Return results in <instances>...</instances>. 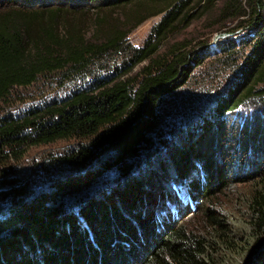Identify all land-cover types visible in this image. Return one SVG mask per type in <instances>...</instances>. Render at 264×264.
<instances>
[{
    "label": "trees",
    "instance_id": "trees-1",
    "mask_svg": "<svg viewBox=\"0 0 264 264\" xmlns=\"http://www.w3.org/2000/svg\"><path fill=\"white\" fill-rule=\"evenodd\" d=\"M58 1L65 3L0 5V105L41 80L73 84L62 97L0 116V166L21 161L27 147L92 141L69 152L67 171L50 178L45 191L27 185L2 196L13 218L0 221V264H234L252 244L246 264H264V168L254 179L237 181L253 184L237 219L215 201L226 189L224 167L200 148L212 123L195 139L184 137L182 146L165 138L163 148L145 155L159 102L191 83L194 66L218 55L237 54L233 64L239 65L215 100V115L256 100L264 109V0ZM158 16L143 46L129 44L134 29ZM203 17L219 32L245 35L221 41L218 52L207 51V39L195 46L169 40ZM142 64L143 78H130ZM254 127L264 135L261 123ZM216 128L217 135L219 120ZM169 152L177 157L171 173L143 190L153 177L146 171L154 173L162 164L157 155ZM198 167L201 180L194 177Z\"/></svg>",
    "mask_w": 264,
    "mask_h": 264
},
{
    "label": "rangeland",
    "instance_id": "rangeland-1",
    "mask_svg": "<svg viewBox=\"0 0 264 264\" xmlns=\"http://www.w3.org/2000/svg\"><path fill=\"white\" fill-rule=\"evenodd\" d=\"M5 1L8 2L9 0H0V5L5 4ZM12 1L22 5L29 3V5L39 4L37 0ZM66 1L70 3L68 0ZM45 2H48L47 4L65 3L59 2L58 0H45ZM220 3L218 2L217 5ZM160 19L161 16L153 17L134 29L129 35V44L135 47L143 46L152 33L153 27ZM207 20L208 18L203 17L200 20H195L189 26L183 25L177 32L170 36L169 40L174 42L186 39L185 41L190 43V46H195L198 42L207 39L208 43L205 45V47L208 48L207 51L218 52L220 50L221 41L230 36L229 31L219 32L217 27L213 26V24L210 23L211 21ZM239 30L236 31H239V35L236 36L235 32H231V36L227 39L237 42L243 39L245 31ZM214 41L217 42L213 43ZM249 48L248 46V52ZM243 50V48H240L239 52ZM192 51L199 53L201 50H197V47H194ZM220 56L221 55H218L217 57L206 60L204 66H194L191 83L168 94L159 102L154 110L153 122L147 131L148 136L145 138L147 142L145 147L147 148L152 145V148L147 150L145 155L146 158H148L152 152L160 147L163 148L165 138L172 139L176 142V146H182V142L185 141L190 134L192 138L195 139V136H198L199 133L202 134V130L199 128L203 127L206 129L208 123H212L211 126L213 130L209 128V135L204 137L205 139L202 141L203 146L201 145L200 148L203 151H210L216 163L218 165L221 164L225 169L224 174L227 177V185L225 186L226 189H224L215 200H219L217 203L218 208H221L223 213L226 212L232 216L235 215L234 218L239 219L244 209L242 199L249 193L253 184L252 181L244 184H240L237 181L247 178L254 179L264 168V147H262L264 146V135L261 134L258 127H254L255 122L257 126H259L260 123L264 126V109L260 100H256L244 104L238 110L230 112L223 111L224 113L215 115V113H218L220 105L218 104L217 106L215 100L217 96H223V91L232 80L239 65V63L238 65L233 64L234 61H236L237 54L231 57ZM116 61L117 59L110 60V63L112 64ZM142 66L143 64L140 65L139 68H136L130 74V78L142 79ZM72 87V83L61 86L60 82L57 80H41L33 87L25 89L19 88L12 92L7 104L2 103L0 105V116L7 112L19 114L31 107L40 106L52 98L64 96L72 90ZM135 88L137 89V87ZM223 101H225L224 97ZM203 113L212 117L214 115V118H204L202 116ZM202 118H204L205 122L200 120ZM222 118L226 120L225 124L222 122ZM208 119L211 120L207 121ZM218 120L220 129H218L217 136L215 134V129H217ZM214 138L215 141L211 143V140ZM91 141L92 139H88L81 143L73 139L58 140L53 143L30 148L27 147L21 161L14 163L9 162L0 166V176H3L1 175L2 170H6L4 173H7L6 177L0 178V199L3 198L2 196H13L14 192H18L27 185L32 191L35 189L37 191L38 188H41L40 191H45V189L49 188L48 183L51 182L49 181L51 180L50 178H55V176L59 177L61 172L64 173L67 171L68 168L63 167L65 165L64 159L69 152L78 148L79 144H91ZM194 141L195 140L189 141L190 147ZM175 147L171 149L172 152ZM170 155V152L157 155L159 158L158 161L160 160L162 164H159L154 173L146 171V173H148L146 175L147 178L153 177L145 181L143 190H152L156 178L165 177V172L166 175L167 173H171L172 170L170 169L174 168L177 157H175V155ZM218 165L217 169H221V166ZM162 170L163 172H161ZM196 170L197 173L194 174V177L201 180L202 174L199 167ZM7 178H10V180L6 181ZM11 180H15V182L10 183ZM103 182L105 183V181ZM105 185L106 184H103V188ZM222 186L223 185L220 184L219 187ZM25 194L28 195V193ZM12 200L13 203H16L17 199L14 198ZM26 201L27 199L20 200L19 204H23ZM6 203H8L6 200H0V221L13 218L4 208ZM189 215H193V212L183 216L185 217L183 220H186ZM181 219L177 221V223L183 221ZM240 231L241 235H246L242 230ZM246 239H249L248 235H246ZM254 246L253 244L250 247L249 245H244L243 248L246 247L245 251L244 249L240 250L243 257L238 256V260H236L234 264H246L254 255Z\"/></svg>",
    "mask_w": 264,
    "mask_h": 264
},
{
    "label": "built area",
    "instance_id": "built-area-1",
    "mask_svg": "<svg viewBox=\"0 0 264 264\" xmlns=\"http://www.w3.org/2000/svg\"><path fill=\"white\" fill-rule=\"evenodd\" d=\"M239 31H240V30H239ZM239 31H238V32H235V33H236V34H235L236 36L239 35ZM229 34H230V36H231V32H229ZM229 34H228V35H229ZM230 36H228V37H230ZM228 37H226V38H228ZM226 38H224V39H226ZM215 42H217V41H214L213 43H215Z\"/></svg>",
    "mask_w": 264,
    "mask_h": 264
}]
</instances>
